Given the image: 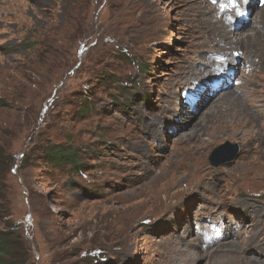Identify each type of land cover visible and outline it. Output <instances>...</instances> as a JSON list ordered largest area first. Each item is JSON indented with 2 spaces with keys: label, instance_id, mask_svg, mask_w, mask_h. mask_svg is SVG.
Listing matches in <instances>:
<instances>
[{
  "label": "rangeland",
  "instance_id": "1",
  "mask_svg": "<svg viewBox=\"0 0 264 264\" xmlns=\"http://www.w3.org/2000/svg\"><path fill=\"white\" fill-rule=\"evenodd\" d=\"M204 3L0 0V233L19 264H264V46L227 60ZM55 144L77 166L50 163Z\"/></svg>",
  "mask_w": 264,
  "mask_h": 264
},
{
  "label": "bare ground",
  "instance_id": "2",
  "mask_svg": "<svg viewBox=\"0 0 264 264\" xmlns=\"http://www.w3.org/2000/svg\"><path fill=\"white\" fill-rule=\"evenodd\" d=\"M205 1L207 3H204L201 6V8L203 10L202 12L204 13V15L209 16V18L212 19L213 23H215L216 28L219 30L220 40L221 41H224V47L222 48V50H221V48L219 50H220V52H222V51L224 52V54L227 56L226 57L227 60L229 59V60L234 61L238 57V56L235 57L233 55V52H234V49H235V50H237L238 52L241 53V55L239 56V58H243L245 61H248L247 60V58H248V51L250 50V48H252L255 44H256V46H259V45H263L264 46V0H261L262 1V4H263V7L261 8V10L257 11L256 15H254V17L251 16L248 20H247V18L244 19L241 16L238 18V15H237V12H236V8L239 5V0H204V2ZM233 20L242 21L244 25L247 24V25H250V27H249V29L247 31H243V30L241 31V28H239V27L236 28L234 32L228 31L227 30V26L230 23L232 24V21ZM225 65L226 64L223 63V64H221L217 68L219 70H221V69L223 70V66H225ZM187 77H191V75L188 72L184 73L179 78H181V79H183V81H185ZM196 77L199 78L198 75L197 76L195 75L194 77H191V78L192 79H194V78L197 79ZM226 97H228V96H226ZM246 107H248V106H246ZM174 108L173 107H170L169 110L172 112V111H174ZM260 117H261V112L259 114V118L257 119V122L258 123L260 121ZM238 119H239V117H238ZM159 122H160V119H158V121H156V123L153 124L154 127H155V129H157V126L159 125ZM151 127L147 126V132H149V134L151 133L152 135L155 134L156 136H158V133L155 132ZM261 153L264 154V152H261L260 151L259 152V155H262ZM196 163H198V164L195 165V166H197V167L200 166L199 169L197 170V176H199L200 179H202L201 176L203 177V175L200 176V173H204L205 172V168L202 167L204 161L200 159ZM242 163L243 164L241 166H239L237 169L242 174H244L243 172L247 171L250 168H253V166H255V163L256 162L253 164L252 161H250L249 159L247 160L245 158V161L242 162ZM260 166L264 167V164L263 165L260 164ZM122 176L127 177L128 175L126 174V175H122ZM262 177H264V175L262 173L256 172V174L254 175V178L255 179L253 178L254 180L253 179L252 180L253 181H255V180L257 181L258 178H262ZM175 186H177V183H171V184L168 185V188H170V187L174 188Z\"/></svg>",
  "mask_w": 264,
  "mask_h": 264
},
{
  "label": "trees",
  "instance_id": "3",
  "mask_svg": "<svg viewBox=\"0 0 264 264\" xmlns=\"http://www.w3.org/2000/svg\"><path fill=\"white\" fill-rule=\"evenodd\" d=\"M86 108L83 109L86 112ZM45 155L48 161L56 167L63 163L76 164V152L62 144H55L46 149ZM10 233H0V264H19L21 260L15 253V245L9 242Z\"/></svg>",
  "mask_w": 264,
  "mask_h": 264
},
{
  "label": "water",
  "instance_id": "4",
  "mask_svg": "<svg viewBox=\"0 0 264 264\" xmlns=\"http://www.w3.org/2000/svg\"><path fill=\"white\" fill-rule=\"evenodd\" d=\"M232 148H234V149H232ZM237 153H238V146L231 144L230 142H226V143L218 146L213 151V153L210 157V161H211L212 165L219 166L222 163H224L225 161H229V160L235 158ZM218 154H228V155H226V157L223 159L217 160Z\"/></svg>",
  "mask_w": 264,
  "mask_h": 264
}]
</instances>
